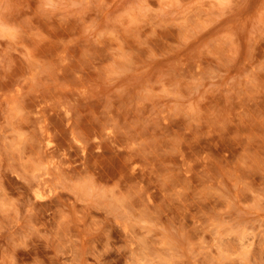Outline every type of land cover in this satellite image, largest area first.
<instances>
[{
	"label": "rangeland",
	"instance_id": "374dc122",
	"mask_svg": "<svg viewBox=\"0 0 264 264\" xmlns=\"http://www.w3.org/2000/svg\"><path fill=\"white\" fill-rule=\"evenodd\" d=\"M0 264H264V0H0Z\"/></svg>",
	"mask_w": 264,
	"mask_h": 264
}]
</instances>
